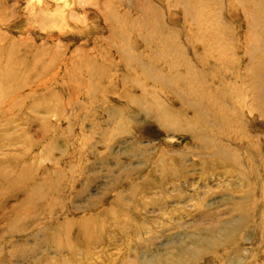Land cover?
I'll use <instances>...</instances> for the list:
<instances>
[{
	"label": "rangeland",
	"instance_id": "374dc122",
	"mask_svg": "<svg viewBox=\"0 0 264 264\" xmlns=\"http://www.w3.org/2000/svg\"><path fill=\"white\" fill-rule=\"evenodd\" d=\"M0 264H264V0H0Z\"/></svg>",
	"mask_w": 264,
	"mask_h": 264
},
{
	"label": "bare ground",
	"instance_id": "6f19581e",
	"mask_svg": "<svg viewBox=\"0 0 264 264\" xmlns=\"http://www.w3.org/2000/svg\"><path fill=\"white\" fill-rule=\"evenodd\" d=\"M200 91H201V90H199L198 92L200 93ZM212 104H213V103H212ZM158 111H159V110H158ZM158 113H160L163 117H169V112H168V111H167V112H161V111H160V112H158ZM171 113H172V112H171ZM158 115H159V114H158ZM158 115H157V116H158ZM86 233H88V232H86ZM86 235H88V234H86Z\"/></svg>",
	"mask_w": 264,
	"mask_h": 264
}]
</instances>
